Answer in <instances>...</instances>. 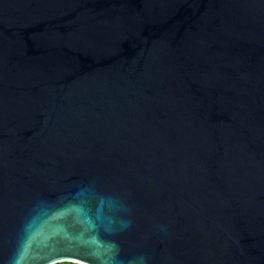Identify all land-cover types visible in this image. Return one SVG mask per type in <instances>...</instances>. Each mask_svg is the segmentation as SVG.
<instances>
[{"label":"water","instance_id":"obj_1","mask_svg":"<svg viewBox=\"0 0 264 264\" xmlns=\"http://www.w3.org/2000/svg\"><path fill=\"white\" fill-rule=\"evenodd\" d=\"M264 264V0H0V264Z\"/></svg>","mask_w":264,"mask_h":264},{"label":"rangeland","instance_id":"obj_2","mask_svg":"<svg viewBox=\"0 0 264 264\" xmlns=\"http://www.w3.org/2000/svg\"><path fill=\"white\" fill-rule=\"evenodd\" d=\"M58 264H71V263H68V262H66V263H64V262H60V263H58Z\"/></svg>","mask_w":264,"mask_h":264},{"label":"trees","instance_id":"obj_3","mask_svg":"<svg viewBox=\"0 0 264 264\" xmlns=\"http://www.w3.org/2000/svg\"><path fill=\"white\" fill-rule=\"evenodd\" d=\"M64 263H66V262H64ZM68 263H71V264H79V263H73V262H68ZM56 264H58V263H56Z\"/></svg>","mask_w":264,"mask_h":264}]
</instances>
